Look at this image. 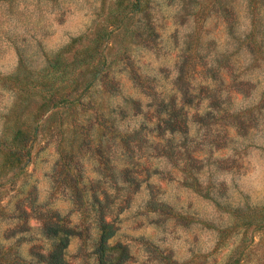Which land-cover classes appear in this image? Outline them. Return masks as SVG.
<instances>
[{
  "label": "rangeland",
  "instance_id": "374dc122",
  "mask_svg": "<svg viewBox=\"0 0 264 264\" xmlns=\"http://www.w3.org/2000/svg\"><path fill=\"white\" fill-rule=\"evenodd\" d=\"M58 227L71 264H264V0H0V264Z\"/></svg>",
  "mask_w": 264,
  "mask_h": 264
},
{
  "label": "trees",
  "instance_id": "16d2710c",
  "mask_svg": "<svg viewBox=\"0 0 264 264\" xmlns=\"http://www.w3.org/2000/svg\"><path fill=\"white\" fill-rule=\"evenodd\" d=\"M46 231L48 236H51V238L54 239V243L50 253L45 258V264H71L66 259V251L71 243V239L75 235L72 228L58 227L57 229L50 228ZM114 235L115 231L112 229V225L102 220L98 240V250L102 254V259L105 255V251L109 248V242ZM119 259L121 262L123 258Z\"/></svg>",
  "mask_w": 264,
  "mask_h": 264
}]
</instances>
